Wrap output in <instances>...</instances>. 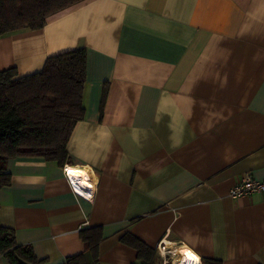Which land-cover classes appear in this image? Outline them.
<instances>
[{
	"label": "crops",
	"instance_id": "1",
	"mask_svg": "<svg viewBox=\"0 0 264 264\" xmlns=\"http://www.w3.org/2000/svg\"><path fill=\"white\" fill-rule=\"evenodd\" d=\"M79 46L85 116L67 157L9 159L0 224L40 264L83 252L80 229L93 226L98 264H140L125 233L155 264L185 246L200 264H264V192L228 195L242 174L264 178V0H83L1 36L0 71L31 74ZM72 167L91 175L92 201L72 192Z\"/></svg>",
	"mask_w": 264,
	"mask_h": 264
},
{
	"label": "trees",
	"instance_id": "2",
	"mask_svg": "<svg viewBox=\"0 0 264 264\" xmlns=\"http://www.w3.org/2000/svg\"><path fill=\"white\" fill-rule=\"evenodd\" d=\"M83 0H0V37L37 29L46 19ZM86 49L83 46L48 56L43 67L19 76L12 67L0 71V188L11 183L7 162L38 156L63 164L75 124L85 116ZM103 88L101 107L106 96ZM84 251L61 264H98L103 239L99 226L80 229ZM120 240L137 251L140 264H155V251L129 233ZM85 252L91 257L86 261ZM0 254L9 264H40L29 244H18L11 228L0 224ZM203 264H221L201 259Z\"/></svg>",
	"mask_w": 264,
	"mask_h": 264
},
{
	"label": "bare ground",
	"instance_id": "3",
	"mask_svg": "<svg viewBox=\"0 0 264 264\" xmlns=\"http://www.w3.org/2000/svg\"><path fill=\"white\" fill-rule=\"evenodd\" d=\"M66 170L71 176V180L73 182L75 190L81 193L82 195L87 196L85 193V188H94V182L92 180L91 175L88 173V170L74 167H72L71 169L67 168ZM172 244L173 242L169 240L163 241L160 248V253L163 255L164 259L165 254L167 252V248H169ZM168 251L169 254L172 256V260L174 259V264H200V257L187 246L182 249H179V252L177 254L171 249Z\"/></svg>",
	"mask_w": 264,
	"mask_h": 264
},
{
	"label": "built area",
	"instance_id": "4",
	"mask_svg": "<svg viewBox=\"0 0 264 264\" xmlns=\"http://www.w3.org/2000/svg\"><path fill=\"white\" fill-rule=\"evenodd\" d=\"M65 171H66V177H67V180L69 182L72 192L86 201H89V202L92 201L93 194L90 192V189L85 188V193L87 196L82 195L79 192H77L74 188L70 174L68 173L66 169ZM262 192H264V178L261 180H257V179H254L249 173H245V174H242L239 180L229 189L228 195L232 198H237V197L253 195L256 193H262ZM161 245H162V242H159V244L157 245V249L159 252H160ZM162 264H165V263H162Z\"/></svg>",
	"mask_w": 264,
	"mask_h": 264
},
{
	"label": "rangeland",
	"instance_id": "5",
	"mask_svg": "<svg viewBox=\"0 0 264 264\" xmlns=\"http://www.w3.org/2000/svg\"><path fill=\"white\" fill-rule=\"evenodd\" d=\"M159 254V253H158ZM177 254V253H176ZM174 260V259H173ZM156 263H158L159 262V257L157 258V260L155 261Z\"/></svg>",
	"mask_w": 264,
	"mask_h": 264
}]
</instances>
